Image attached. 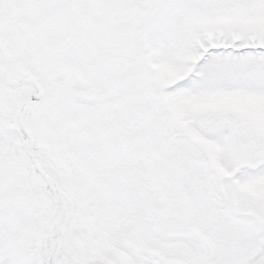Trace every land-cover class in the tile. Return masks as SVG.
<instances>
[{"label":"snow or ice","instance_id":"6c2138e0","mask_svg":"<svg viewBox=\"0 0 264 264\" xmlns=\"http://www.w3.org/2000/svg\"><path fill=\"white\" fill-rule=\"evenodd\" d=\"M0 264H264V0H0Z\"/></svg>","mask_w":264,"mask_h":264}]
</instances>
